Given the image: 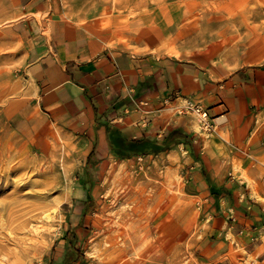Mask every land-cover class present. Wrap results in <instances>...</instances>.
Wrapping results in <instances>:
<instances>
[{
  "label": "rangeland",
  "instance_id": "374dc122",
  "mask_svg": "<svg viewBox=\"0 0 264 264\" xmlns=\"http://www.w3.org/2000/svg\"><path fill=\"white\" fill-rule=\"evenodd\" d=\"M208 2L204 4L211 12L202 17L185 0H0V149L16 147L20 158L15 161L27 162L9 176L29 181L20 192L21 207L50 202L56 219L54 227L37 234L9 224L1 237L16 240L1 241L8 248L0 257L2 264L62 261L70 252L69 242L77 250L70 252L73 257L65 264H148L156 252L159 256L152 264H264V236L256 240L258 251L255 244L237 247L231 257L221 259L206 251L210 222L197 204L199 199L185 194L187 177L178 159L89 162L85 138L31 110H17L28 82L29 41L35 32L48 30L50 11L91 25L115 42H126L127 35L142 27L159 26L166 29L164 43L176 52L214 47L217 59L225 60L245 57L257 48L264 61V0ZM91 179L92 186L87 183ZM52 182L55 188L48 189ZM64 182H68L66 193L61 189ZM11 191L9 187L6 194ZM114 227L118 231L110 240L108 233ZM124 234L136 238L135 250L125 256L117 249Z\"/></svg>",
  "mask_w": 264,
  "mask_h": 264
},
{
  "label": "crops",
  "instance_id": "0c3cea01",
  "mask_svg": "<svg viewBox=\"0 0 264 264\" xmlns=\"http://www.w3.org/2000/svg\"><path fill=\"white\" fill-rule=\"evenodd\" d=\"M49 14L48 30L29 41L28 82L17 110L85 138L86 161L178 159L185 194L199 199L210 222L206 251L217 259L231 257L237 247L255 244L258 251L256 240L264 236V61L257 48L245 57L217 59L214 47L176 52L164 43L163 27H142L115 42L91 25ZM184 100L207 110L210 130L183 111ZM109 125L129 138H164L183 128L187 142L120 158L110 150Z\"/></svg>",
  "mask_w": 264,
  "mask_h": 264
},
{
  "label": "bare ground",
  "instance_id": "6f19581e",
  "mask_svg": "<svg viewBox=\"0 0 264 264\" xmlns=\"http://www.w3.org/2000/svg\"><path fill=\"white\" fill-rule=\"evenodd\" d=\"M185 1H187L190 5L194 4V6H195L194 8L196 10L195 13H198L199 15H200V13L203 14V15H201L202 17H204L206 14L211 12L209 7H206L204 4L205 2H207L209 4L210 3V2H208L209 0H198L197 2H196V0H185ZM135 2H136V0H135ZM144 4H145V2H144ZM139 5H141V4H138V6ZM197 6H199L200 9H198ZM139 8H140V6H139ZM191 8L186 9L185 12L186 13L191 12ZM177 9H181V6L179 5L177 7ZM262 14H264V12H262ZM230 16H231V14H230ZM198 17H197V19H198ZM186 25H188V24H186ZM252 27H254V26H252ZM192 29H193V27H192ZM252 32H253V30H252ZM262 32L264 33V27L262 28ZM164 33H165L164 30H162V34H164ZM6 147L7 146L5 145V149H3V150L0 149V197H1L0 198V257H1V255H5L8 252L7 246L4 245L1 241L3 239L9 240V241H15L16 240V238H11L10 236H6L5 238L1 237L5 233L6 229L9 228V226H10L9 224L15 223L14 227L17 229H21V230H25L27 228L28 229L30 228L33 231V233L37 234V233H40L42 230H45V228L49 229V227L50 228L54 227L55 226L54 220H56L55 214H54L55 212L51 211V210H53V209H51V207L53 208V205L50 202H42L39 204H29V206L21 207L23 205V201L21 199L22 195L20 194V192L29 185V181L22 183L21 180L15 181L13 179H10L9 176L11 174L17 173L21 169V167H24L27 164V162L22 163V162L15 161L17 158H20V152L18 151V149L16 147L15 148H13V147L6 148ZM7 158L10 159V161H7ZM65 161H67V160L65 159ZM8 162H11V163H8ZM54 162H57V159H54ZM65 170H66L65 171L66 177L69 178L70 168L67 166ZM26 176H27V174H26ZM24 178H26V177H24ZM52 183L53 184H49L47 186L48 189L55 188L56 183L55 182H52ZM9 187H12L13 191H11L9 194H6V189H8ZM61 189L63 191H65V193H66V190H68V182H64L63 186H61ZM78 193H80L79 189H78ZM9 198H11L12 200L10 202H7ZM60 221H62V220H60ZM50 231L51 230H49V233H50ZM109 231L113 232V233L112 232L108 233L109 239L114 240V236H115L116 232L118 231V229L114 227L113 229H111ZM53 232H54V230H53ZM23 233H24V231H23ZM44 233L47 234L46 232H44ZM49 235L51 236V233ZM23 236H25V235H23ZM123 237H124V242L122 245L118 246L117 249L119 250L120 255L125 256V255H127L130 252L135 250V239L136 238H135L134 234H124ZM22 251L27 253V251H29V248H25ZM15 253H17V252L13 251L11 253L12 254L11 256L13 258L16 257ZM17 257H18V255H17ZM0 264H2V263L0 262Z\"/></svg>",
  "mask_w": 264,
  "mask_h": 264
},
{
  "label": "trees",
  "instance_id": "16d2710c",
  "mask_svg": "<svg viewBox=\"0 0 264 264\" xmlns=\"http://www.w3.org/2000/svg\"><path fill=\"white\" fill-rule=\"evenodd\" d=\"M187 132L183 128H175L164 138L143 136L141 138H129L120 129L113 125L108 126V140L110 150L120 158H130L142 154H158L177 146L179 143L187 142ZM90 162V160H89ZM92 186L93 180L87 181ZM86 208V207H85ZM84 208V209H85ZM68 235V234H67ZM70 252H75L76 245L69 242ZM67 253L66 259L52 262V264H65L72 258V253Z\"/></svg>",
  "mask_w": 264,
  "mask_h": 264
},
{
  "label": "built area",
  "instance_id": "2783aa9c",
  "mask_svg": "<svg viewBox=\"0 0 264 264\" xmlns=\"http://www.w3.org/2000/svg\"><path fill=\"white\" fill-rule=\"evenodd\" d=\"M182 108L184 112L194 113L201 125L205 126L208 130L211 129L212 126L208 121L209 114L201 104L193 102L191 100H184Z\"/></svg>",
  "mask_w": 264,
  "mask_h": 264
}]
</instances>
